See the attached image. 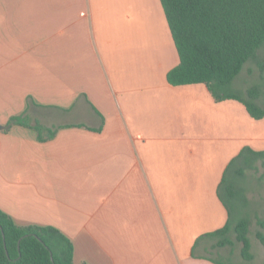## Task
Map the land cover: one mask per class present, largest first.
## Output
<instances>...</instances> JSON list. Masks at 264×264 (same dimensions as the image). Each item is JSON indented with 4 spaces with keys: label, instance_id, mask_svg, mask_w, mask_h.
<instances>
[{
    "label": "crops",
    "instance_id": "crops-1",
    "mask_svg": "<svg viewBox=\"0 0 264 264\" xmlns=\"http://www.w3.org/2000/svg\"><path fill=\"white\" fill-rule=\"evenodd\" d=\"M179 63L161 0H0V209L59 228L74 264H217L193 246L264 117L170 84ZM27 110L56 135L6 127Z\"/></svg>",
    "mask_w": 264,
    "mask_h": 264
},
{
    "label": "trees",
    "instance_id": "trees-1",
    "mask_svg": "<svg viewBox=\"0 0 264 264\" xmlns=\"http://www.w3.org/2000/svg\"><path fill=\"white\" fill-rule=\"evenodd\" d=\"M180 63L167 79L172 85L204 83L217 101L237 99L255 119L264 117V94L256 85L245 95L232 92L246 63L257 60L264 47V0H161ZM263 67V66H262ZM33 128L41 141L53 138L58 127H47L27 110L7 126ZM264 165V150L245 147L226 167L218 195L229 212L225 226L201 235L192 255L207 244L204 257L217 264H249L253 215L249 172ZM264 227V219L258 218ZM4 232V235H3ZM264 245V234L258 232ZM20 243V244H19ZM240 245L239 255L235 251ZM229 247L225 254L223 249ZM203 256V255H202ZM236 259V260H235ZM0 264H74V244L59 228L19 225L0 209ZM264 264V259L261 263Z\"/></svg>",
    "mask_w": 264,
    "mask_h": 264
},
{
    "label": "rangeland",
    "instance_id": "rangeland-1",
    "mask_svg": "<svg viewBox=\"0 0 264 264\" xmlns=\"http://www.w3.org/2000/svg\"><path fill=\"white\" fill-rule=\"evenodd\" d=\"M253 85H256L264 94V47L259 51L257 60H250L246 63L233 84L232 92L246 96L247 88ZM249 176L252 182L249 196L253 200L249 236L252 244L251 250L255 256V261L249 264H259L264 259V245L258 236V232L264 234V227L258 223V218L264 219V165L259 164L256 169L249 172ZM237 247L235 253L239 255L240 245ZM229 250V247H226L223 252L226 254Z\"/></svg>",
    "mask_w": 264,
    "mask_h": 264
},
{
    "label": "water",
    "instance_id": "water-1",
    "mask_svg": "<svg viewBox=\"0 0 264 264\" xmlns=\"http://www.w3.org/2000/svg\"><path fill=\"white\" fill-rule=\"evenodd\" d=\"M1 128H3V127H1ZM3 235H4V232H3ZM4 237H5V235H4ZM20 244V243H19Z\"/></svg>",
    "mask_w": 264,
    "mask_h": 264
}]
</instances>
